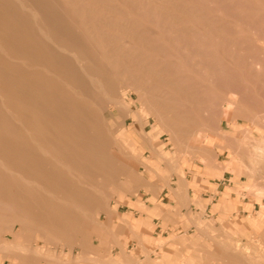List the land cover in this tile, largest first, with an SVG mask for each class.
<instances>
[{
	"label": "bare ground",
	"instance_id": "obj_1",
	"mask_svg": "<svg viewBox=\"0 0 264 264\" xmlns=\"http://www.w3.org/2000/svg\"><path fill=\"white\" fill-rule=\"evenodd\" d=\"M188 101L231 122L264 112V0H0V253L25 250L3 224L87 238L82 221L98 222L116 178L139 170L123 149L144 129L142 102L177 144Z\"/></svg>",
	"mask_w": 264,
	"mask_h": 264
},
{
	"label": "rangeland",
	"instance_id": "obj_2",
	"mask_svg": "<svg viewBox=\"0 0 264 264\" xmlns=\"http://www.w3.org/2000/svg\"><path fill=\"white\" fill-rule=\"evenodd\" d=\"M248 42L246 52L253 55V57H258L260 51L257 42L254 41L253 43L252 39ZM242 59L244 58H240L239 61L241 60L240 62L243 64L241 67L244 66L241 69L244 71L246 79V74L247 77L251 74L254 62L249 57L246 60ZM247 60H249L251 68H249ZM193 62H187L188 69L192 70L189 72L190 75H195L196 78L198 75L203 77L204 75L197 70L199 69V64L197 65ZM245 68H248V70ZM245 71H247L246 74ZM205 78L207 77L205 76ZM189 84L191 82H188ZM135 100L136 96L131 95L127 101L132 104ZM196 108H198L196 104L188 101V115H191V117L196 116L195 118H198V122L193 117L188 120L187 113V118L184 121H190L189 124L177 119L174 113L170 114L172 116L174 114L173 117L170 116L172 122L177 119L174 122V126H176L177 136L181 143L176 144L172 141L169 131L160 127L155 116L148 112L147 107L142 102L139 112L145 122L144 129H141L138 136L126 144L128 150L123 149L126 153L130 152L128 157L130 160L133 159L131 161L133 164L135 162L140 163L135 165V168L136 170L139 169L137 174L142 179L148 176H155L167 170L171 172L181 170L185 171V175L199 177L198 180L201 183L194 187L198 195L194 200H191L194 203V207L184 213H180L183 221L176 223L168 233L153 239V245L147 247L146 251L139 252L136 249L128 251L127 237L125 235L127 233V225L125 221L121 222L119 218L118 221L120 222L116 220L110 223L105 236L102 238L98 237L95 223L92 224L90 220L82 221L80 226L83 228L81 229L88 235L87 238L91 235L93 244L91 253L89 251L82 252L80 242L77 240V242L57 240L50 235H45L42 231H37V233L35 232L25 237V233L28 232L27 230H22L18 223L13 224L12 234L15 233L16 237L17 235L24 237L25 241L18 240L14 242V240H10L11 245L16 243L27 248V241L35 240L43 249H48L64 256L66 262L72 257H78L80 264H105L107 258L120 259V243L122 242L125 247L124 252L134 256L138 264H147V259L150 260V264H163L162 260L166 256L174 259L189 255H204L207 252L217 251V247L220 244L221 248L225 246V249H228L231 253L235 252L236 249H242L249 261L256 259L257 264H263V262H260L261 256L259 255L262 254L263 256L264 253L253 245L258 233L254 231L255 228L249 222L258 217L262 204H264V192L256 187L264 188V112H254L248 109L243 113L246 117H241L237 113L238 116L234 114L231 122L219 115L221 113L208 116L206 111L201 112L199 110L198 112ZM228 111V109H225V113ZM126 118L127 131H132L135 128V117L128 116ZM253 118L255 120L254 123L252 122ZM191 119L196 122L192 124L193 120ZM185 133H188V135H185ZM201 134H208L210 140L203 139ZM180 136L184 139L180 138ZM183 142L185 145H183ZM191 146L194 150L190 148ZM153 149L158 153L155 150L153 151ZM197 149L199 151L196 152ZM189 150L193 153H190ZM132 155L135 158H132ZM225 164H228L226 165L227 168L223 169L222 167ZM127 176V174L119 175L116 178L115 185L109 187L106 193L108 202L105 207L114 208L115 210V206L118 203H126L125 194L136 197L138 201L140 200L141 195H138V191L129 190ZM208 179H215V181L209 182ZM118 186L120 187L115 191ZM224 191H230L229 197L232 204L229 207L218 206L225 193ZM202 193H209L210 196H204ZM137 204L136 208L140 212L146 211V209L140 208V202H137ZM115 213L116 217L122 215L117 210ZM93 214L99 217V221H106L107 219L105 212L98 208L94 209ZM9 225L11 224L2 225V230L6 229L4 236L10 235V232L7 231ZM199 226L202 227L203 231L200 230ZM151 228H154V225ZM258 228L263 231V221L258 223ZM134 229L135 236L140 237L139 229L137 227ZM110 239L112 240L110 241ZM81 244H83V238ZM0 254L6 253L1 252ZM201 262L202 264H209L205 258Z\"/></svg>",
	"mask_w": 264,
	"mask_h": 264
},
{
	"label": "crops",
	"instance_id": "obj_3",
	"mask_svg": "<svg viewBox=\"0 0 264 264\" xmlns=\"http://www.w3.org/2000/svg\"><path fill=\"white\" fill-rule=\"evenodd\" d=\"M131 173L132 175L128 176L129 178H127L128 187L130 191H138V195H141L140 200L138 201L136 197L125 194L126 203H118L115 206V210L114 208H107V210L105 209L106 212H104L107 216L106 221H99L98 219V223L93 221L92 219L86 220H90L92 224L95 223L98 237L100 238L105 236L106 230L108 229V226L111 222H115L116 220L117 222L125 221L127 225V233L125 235L127 237L126 242L128 251L136 249L139 252H144L146 251L147 247H151L153 245V239L161 237L160 235H164V233H168L176 223H180L183 221L180 213H184L188 209H192L194 207V203L191 202V200H194L198 196L194 187L201 183H199V177L185 175V171L171 172L167 170L152 177H144L143 179L140 178L138 174L135 173V171L132 170L129 174ZM208 181L213 182L215 181V179H208ZM119 187L120 186L116 187L115 191ZM229 193L230 191H226L224 193L218 206L226 207L227 205V207H229L232 204ZM202 194H204V196H210L209 193ZM137 202H140V208L146 209V211L140 212L136 208V206H138ZM116 210L118 212L120 211L122 215L116 217ZM118 218L120 219V221H118ZM262 221L264 223V204H262V208L258 214V217L256 219L250 220L249 222L255 228L254 231L258 233V237L254 242L255 244L253 243V245H255V247L260 252L264 251V229L262 231L258 228V223ZM152 225H154V228H151ZM135 227L139 229V233L141 234L140 237L135 236ZM199 228L203 231L202 227L199 226ZM6 237L11 241L14 240L15 242L18 240L25 241L24 237L22 238L20 237V235H17L16 237L15 233H10V235ZM77 238L80 240V247L83 250L82 252L89 251L91 253L93 249L91 235L88 237V240L90 239L89 241L87 240V238H83V244H81L82 238ZM77 238L75 239V242L76 240H78ZM111 240L112 239H110V241ZM86 243L87 245H90L86 246ZM219 245L217 247V251L207 252L204 255H189L187 257L182 256L180 258L176 257L174 259H171L170 256H166L162 260V263L202 264L201 261L205 258V260L209 264H257L256 259L249 261L245 257L242 249H236L235 252L231 253L228 251V249H225V246L221 248V246ZM120 247V259L115 260L107 258L105 260V264H138L134 256L128 255L126 252H124V243L121 242ZM259 256H261L260 262H263L264 264V254L263 256ZM67 262L64 260V256H61L54 251L43 249L35 242V240H28L27 248L25 247V250H23V252L20 250L15 251L11 249L6 254H0V264H80V260L78 257H72L68 259ZM146 263L150 264V260L147 259Z\"/></svg>",
	"mask_w": 264,
	"mask_h": 264
}]
</instances>
